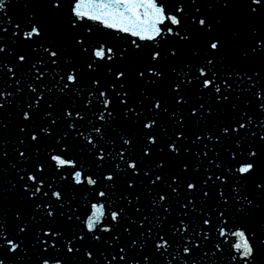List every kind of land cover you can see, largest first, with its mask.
Returning <instances> with one entry per match:
<instances>
[{
    "label": "snow or ice",
    "instance_id": "1",
    "mask_svg": "<svg viewBox=\"0 0 264 264\" xmlns=\"http://www.w3.org/2000/svg\"><path fill=\"white\" fill-rule=\"evenodd\" d=\"M0 264H264V0H0Z\"/></svg>",
    "mask_w": 264,
    "mask_h": 264
},
{
    "label": "water",
    "instance_id": "2",
    "mask_svg": "<svg viewBox=\"0 0 264 264\" xmlns=\"http://www.w3.org/2000/svg\"><path fill=\"white\" fill-rule=\"evenodd\" d=\"M14 11H15V9H14Z\"/></svg>",
    "mask_w": 264,
    "mask_h": 264
}]
</instances>
